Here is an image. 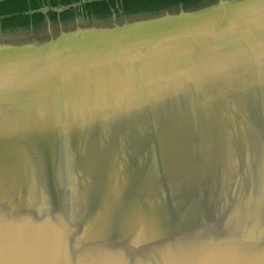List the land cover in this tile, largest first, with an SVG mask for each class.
<instances>
[{
	"label": "water",
	"instance_id": "obj_1",
	"mask_svg": "<svg viewBox=\"0 0 264 264\" xmlns=\"http://www.w3.org/2000/svg\"><path fill=\"white\" fill-rule=\"evenodd\" d=\"M198 7L0 44V264H264V0Z\"/></svg>",
	"mask_w": 264,
	"mask_h": 264
},
{
	"label": "trees",
	"instance_id": "obj_2",
	"mask_svg": "<svg viewBox=\"0 0 264 264\" xmlns=\"http://www.w3.org/2000/svg\"><path fill=\"white\" fill-rule=\"evenodd\" d=\"M201 0H0V32L33 30L46 23H64L169 11ZM47 6L46 12L39 9Z\"/></svg>",
	"mask_w": 264,
	"mask_h": 264
},
{
	"label": "rangeland",
	"instance_id": "obj_3",
	"mask_svg": "<svg viewBox=\"0 0 264 264\" xmlns=\"http://www.w3.org/2000/svg\"><path fill=\"white\" fill-rule=\"evenodd\" d=\"M203 1V0H201ZM198 2L193 5H189L184 7L191 8L196 7L199 5H202V2ZM206 1V0H205ZM179 8H172L169 10V12L177 11ZM162 12L158 13H144V14H138V15H132V16H111L106 19H90L86 20L81 17H77L71 21L64 22V23H57V24H45L40 28L33 29V30H16L11 32H0V41L1 40H8V39H15V38H22V37H28V36H35V35H41V34H49L53 31L60 32V30L63 29H80V28H86V27H92L97 25H103V24H109V23H115V22H121L126 20H132V19H138L143 17H148L156 14H161Z\"/></svg>",
	"mask_w": 264,
	"mask_h": 264
},
{
	"label": "flooded vegetation",
	"instance_id": "obj_4",
	"mask_svg": "<svg viewBox=\"0 0 264 264\" xmlns=\"http://www.w3.org/2000/svg\"><path fill=\"white\" fill-rule=\"evenodd\" d=\"M201 2H202V5H200V7H198V8H194L193 10H199V9H203V8L212 6V5L216 4L218 2V0H206V1L203 0ZM178 8L184 9V7H182V6H179ZM161 12H164V11H161ZM113 16H115V15H113ZM81 29H83V28H81ZM71 30L72 29H66V30L63 29V30H60V32H58V34H60L61 32H67V31H71ZM58 34H57V31H53L47 35L46 34L45 35L41 34V35H37V36L35 35L34 38H29V39H11L8 41H2V42H0V44H11V45L40 44V43H44V42L48 41L50 38L56 37Z\"/></svg>",
	"mask_w": 264,
	"mask_h": 264
},
{
	"label": "crops",
	"instance_id": "obj_5",
	"mask_svg": "<svg viewBox=\"0 0 264 264\" xmlns=\"http://www.w3.org/2000/svg\"><path fill=\"white\" fill-rule=\"evenodd\" d=\"M46 24H48V23H46Z\"/></svg>",
	"mask_w": 264,
	"mask_h": 264
}]
</instances>
